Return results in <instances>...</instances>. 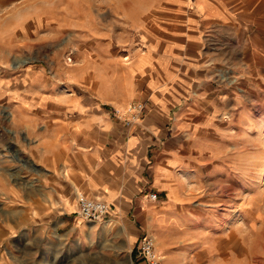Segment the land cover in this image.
I'll use <instances>...</instances> for the list:
<instances>
[{
  "label": "rangeland",
  "instance_id": "obj_1",
  "mask_svg": "<svg viewBox=\"0 0 264 264\" xmlns=\"http://www.w3.org/2000/svg\"><path fill=\"white\" fill-rule=\"evenodd\" d=\"M162 1L0 0V264H56L50 234L78 232L76 221L87 235L88 264H143L138 243L131 252L123 249L112 219L85 221L76 205L70 226L37 216V183L30 178L37 173L41 94L57 93L71 71L78 93L100 91L105 77L118 80L123 65L144 48L137 28L154 20L170 23L173 16L160 8ZM219 2L241 23L225 34L217 27L213 43L201 45L189 60L196 78L188 91L193 103L183 109L186 127L177 133L185 130L188 143L192 138V167L178 142L173 217L159 219L157 234L137 223L138 238L154 237L161 264H264V0ZM247 19L250 26L241 25ZM212 94L215 106L208 104ZM105 110L118 122L110 107ZM17 159L26 167V200L9 210L3 206L2 179L19 176ZM158 198L156 193L154 201ZM67 260L77 264L79 254L73 250Z\"/></svg>",
  "mask_w": 264,
  "mask_h": 264
},
{
  "label": "crops",
  "instance_id": "obj_2",
  "mask_svg": "<svg viewBox=\"0 0 264 264\" xmlns=\"http://www.w3.org/2000/svg\"><path fill=\"white\" fill-rule=\"evenodd\" d=\"M219 3L163 0L160 8L173 16L170 23L154 20L145 28H137L144 48L134 62L123 65L120 74L124 77L118 75L115 81L105 77L100 91L78 93L77 76L71 71L67 84L57 93L41 94L45 107L37 109V173L30 178V183H37V196L33 197L37 216L49 215L50 225L70 226L78 192L99 198L109 205L106 220L118 222L126 250L138 243L137 223L142 221L147 230L157 234L159 219L173 217L170 212L176 204L180 167L178 142L184 143V159L191 157L188 166L193 163L192 138L190 144L184 139L185 130L177 133L179 126L186 127L183 109L193 103L188 91L196 78L191 75L195 70L189 60L201 45L213 43L217 27L225 34L235 22L241 23ZM241 25L250 26L249 20ZM257 32L260 28L250 34ZM186 61L188 67L183 70ZM212 95L208 104L215 106L216 95ZM128 101L142 103L139 118L129 126L112 121L102 111L103 107L107 110L112 104L121 106ZM174 108L177 110L171 115ZM205 116L212 118L213 111ZM17 147L21 148L19 144ZM17 161L19 176L2 179V185L7 186L1 189L3 206L9 210L19 209L20 202L26 200V167ZM150 192L157 193L158 200L150 201ZM75 223L78 232L50 234L56 264H71L67 258L73 250L80 257L77 264H88L87 235L79 221Z\"/></svg>",
  "mask_w": 264,
  "mask_h": 264
},
{
  "label": "built area",
  "instance_id": "obj_3",
  "mask_svg": "<svg viewBox=\"0 0 264 264\" xmlns=\"http://www.w3.org/2000/svg\"><path fill=\"white\" fill-rule=\"evenodd\" d=\"M142 103L139 101L129 102L122 107L110 106V111L123 126H129L137 121L141 113ZM150 201L156 199V193L150 192L147 195ZM76 213L86 221L103 222L106 221L109 205L99 198L78 195L76 202ZM136 254L143 260L144 264H161L162 256L155 250L154 238L148 234L140 235Z\"/></svg>",
  "mask_w": 264,
  "mask_h": 264
},
{
  "label": "bare ground",
  "instance_id": "obj_4",
  "mask_svg": "<svg viewBox=\"0 0 264 264\" xmlns=\"http://www.w3.org/2000/svg\"><path fill=\"white\" fill-rule=\"evenodd\" d=\"M261 140H264V133H263V135H262V137H261ZM263 172V171H262ZM83 195V194H82ZM186 202V201H185ZM186 208V207H185ZM90 222H92V221H90ZM154 238V237H153ZM154 242H155V239H154ZM155 248H156V243H155ZM157 250V249H156ZM128 264H129V262H128Z\"/></svg>",
  "mask_w": 264,
  "mask_h": 264
},
{
  "label": "water",
  "instance_id": "obj_5",
  "mask_svg": "<svg viewBox=\"0 0 264 264\" xmlns=\"http://www.w3.org/2000/svg\"><path fill=\"white\" fill-rule=\"evenodd\" d=\"M18 160V159H17Z\"/></svg>",
  "mask_w": 264,
  "mask_h": 264
}]
</instances>
